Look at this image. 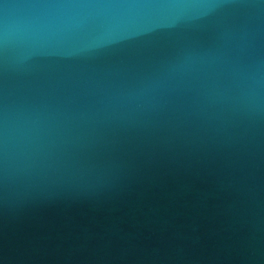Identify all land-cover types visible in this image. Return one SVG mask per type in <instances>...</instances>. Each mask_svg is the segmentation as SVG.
<instances>
[{"label": "water", "instance_id": "obj_1", "mask_svg": "<svg viewBox=\"0 0 264 264\" xmlns=\"http://www.w3.org/2000/svg\"><path fill=\"white\" fill-rule=\"evenodd\" d=\"M0 264H264V0H0Z\"/></svg>", "mask_w": 264, "mask_h": 264}]
</instances>
